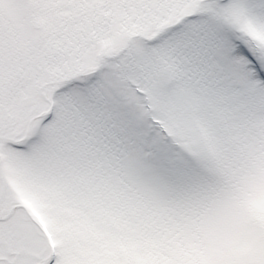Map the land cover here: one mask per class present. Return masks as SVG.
<instances>
[{"label": "snow or ice", "instance_id": "snow-or-ice-1", "mask_svg": "<svg viewBox=\"0 0 264 264\" xmlns=\"http://www.w3.org/2000/svg\"><path fill=\"white\" fill-rule=\"evenodd\" d=\"M0 264H264V0H0Z\"/></svg>", "mask_w": 264, "mask_h": 264}]
</instances>
